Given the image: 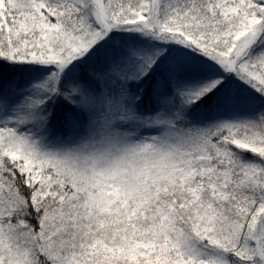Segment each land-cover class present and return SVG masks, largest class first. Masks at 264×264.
Masks as SVG:
<instances>
[{"label":"snow or ice","instance_id":"6c2138e0","mask_svg":"<svg viewBox=\"0 0 264 264\" xmlns=\"http://www.w3.org/2000/svg\"><path fill=\"white\" fill-rule=\"evenodd\" d=\"M0 264H264V0H0Z\"/></svg>","mask_w":264,"mask_h":264}]
</instances>
